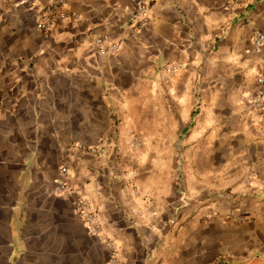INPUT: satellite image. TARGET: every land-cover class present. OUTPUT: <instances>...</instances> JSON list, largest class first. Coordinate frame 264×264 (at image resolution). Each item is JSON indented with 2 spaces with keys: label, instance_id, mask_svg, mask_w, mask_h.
Instances as JSON below:
<instances>
[{
  "label": "crops",
  "instance_id": "0c3cea01",
  "mask_svg": "<svg viewBox=\"0 0 264 264\" xmlns=\"http://www.w3.org/2000/svg\"><path fill=\"white\" fill-rule=\"evenodd\" d=\"M53 1L0 0V264H264V0Z\"/></svg>",
  "mask_w": 264,
  "mask_h": 264
},
{
  "label": "built area",
  "instance_id": "2783aa9c",
  "mask_svg": "<svg viewBox=\"0 0 264 264\" xmlns=\"http://www.w3.org/2000/svg\"><path fill=\"white\" fill-rule=\"evenodd\" d=\"M31 0H19L21 3H27ZM64 5V0H54L51 4H49L43 11L40 13L38 17V27L44 31L49 32L57 20L63 17V13L61 11L62 6ZM149 15V8L146 4H139L134 13L133 19L137 24L143 25ZM97 45L102 53H109L111 51H116L118 49V44L109 40V38L105 36H100L97 39ZM253 44L260 48L264 44V34L256 33L253 37ZM166 70L168 72H175L177 69L172 64L166 65ZM259 88L255 93L251 94L249 97L250 104L258 114L264 115V75L258 77ZM142 140L139 136L134 138L135 146H140ZM81 148L91 154H94L98 157H102L107 154L108 146L105 143H100L98 145H90V146H81ZM68 168L67 166H62L59 171V176L56 180L55 192L56 193H68L69 195L74 196V214L89 228V231L92 234H100L102 231V223L100 219V214L90 201V199L78 188L70 185L68 181ZM251 176L248 178V182L250 181ZM186 199V198H185ZM207 217H216L218 214L213 212L212 209H208V211L204 214ZM227 219L236 218L238 220H244V214H239L235 211H230L226 215Z\"/></svg>",
  "mask_w": 264,
  "mask_h": 264
}]
</instances>
